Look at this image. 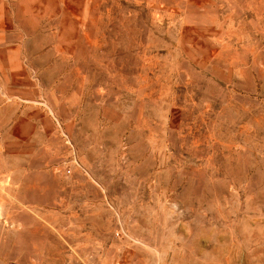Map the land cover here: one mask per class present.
Listing matches in <instances>:
<instances>
[{
	"label": "rangeland",
	"instance_id": "rangeland-1",
	"mask_svg": "<svg viewBox=\"0 0 264 264\" xmlns=\"http://www.w3.org/2000/svg\"><path fill=\"white\" fill-rule=\"evenodd\" d=\"M0 264H264V0H0Z\"/></svg>",
	"mask_w": 264,
	"mask_h": 264
}]
</instances>
